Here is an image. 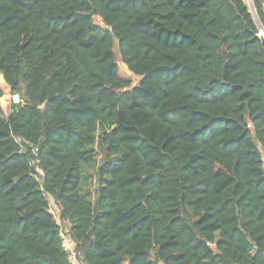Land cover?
Masks as SVG:
<instances>
[{
    "label": "trees",
    "instance_id": "trees-1",
    "mask_svg": "<svg viewBox=\"0 0 264 264\" xmlns=\"http://www.w3.org/2000/svg\"><path fill=\"white\" fill-rule=\"evenodd\" d=\"M263 32L264 0H0V264H73L50 197L86 264H264Z\"/></svg>",
    "mask_w": 264,
    "mask_h": 264
},
{
    "label": "rangeland",
    "instance_id": "rangeland-1",
    "mask_svg": "<svg viewBox=\"0 0 264 264\" xmlns=\"http://www.w3.org/2000/svg\"><path fill=\"white\" fill-rule=\"evenodd\" d=\"M96 21L103 25V23L101 22V20L98 17H96ZM262 35L264 36V32L262 33ZM115 51L117 53V59H118V63L120 65V67L122 68L123 71H126L128 73L127 66L122 62V60L120 58L117 46L115 47ZM137 81H138V77H134V82H137ZM11 101H12L11 100V93L8 90L6 95L4 96V98L1 99V102L4 106V108L7 110V112L9 110L10 105H11ZM94 170H95L94 166H85L84 167L86 179L83 183V190L90 198H95V196H96V176H95ZM50 206H51L52 212L54 213L55 218L57 219V222L59 224H61V226L63 227L62 224H64V223L59 219L58 208L55 205V202L53 201V199L51 197H50ZM64 227H66V226L64 225Z\"/></svg>",
    "mask_w": 264,
    "mask_h": 264
},
{
    "label": "built area",
    "instance_id": "built-area-1",
    "mask_svg": "<svg viewBox=\"0 0 264 264\" xmlns=\"http://www.w3.org/2000/svg\"><path fill=\"white\" fill-rule=\"evenodd\" d=\"M12 98L15 103H20L23 101L19 93H14L12 95ZM61 237H62V246L68 252L69 258L72 260L73 264H86L84 261H82L77 257L76 243L71 237L67 227L61 226Z\"/></svg>",
    "mask_w": 264,
    "mask_h": 264
}]
</instances>
